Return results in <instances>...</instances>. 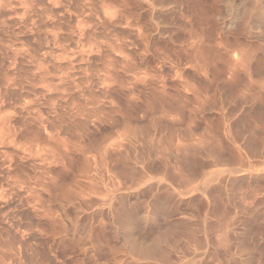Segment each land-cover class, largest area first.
<instances>
[{
  "label": "rangeland",
  "instance_id": "obj_1",
  "mask_svg": "<svg viewBox=\"0 0 264 264\" xmlns=\"http://www.w3.org/2000/svg\"><path fill=\"white\" fill-rule=\"evenodd\" d=\"M249 2L0 0V264H264Z\"/></svg>",
  "mask_w": 264,
  "mask_h": 264
},
{
  "label": "bare ground",
  "instance_id": "obj_2",
  "mask_svg": "<svg viewBox=\"0 0 264 264\" xmlns=\"http://www.w3.org/2000/svg\"><path fill=\"white\" fill-rule=\"evenodd\" d=\"M261 1V0H260ZM247 4V3H246ZM249 4V6H255L256 8H258L259 7V9H256V11L258 10V13H259V15H260V17L262 16V18H264V6H262V5H264V3L262 4V2H261V4H260V6H258L259 5V3H258V1H256V0H250V2L248 3ZM248 4L246 5V6H244V8H243V10H242V12H240V13H242L243 15H245L246 14V11L248 12V10H250L249 9V6H248ZM243 5V4H242ZM258 6V7H257ZM255 7L253 8V9H255ZM237 9H239V8H237ZM248 9V10H247ZM252 9V8H251ZM235 10V9H234ZM251 11H253V10H251ZM234 12V11H233ZM250 13V12H249ZM238 14V13H237ZM240 16V15H239ZM232 17V16H231ZM244 17H246V15L244 16ZM243 18V17H242ZM258 18V17H257ZM233 19V18H232ZM244 19V18H243ZM257 20V19H256ZM246 21H248L247 20V18H246ZM244 22V21H243ZM240 23V22H239ZM243 25V24H242ZM247 26V25H246ZM230 27V26H229ZM242 30H243V28H241ZM244 31V30H243ZM250 31V30H249ZM7 125V124H6ZM1 131V130H0ZM0 135H2V134H0ZM7 135V134H6ZM3 136V135H2ZM5 136V135H4ZM0 139H1V137H0ZM18 178V177H17ZM130 248H131V250H133V251H137V252H140V253H142V254H146V253H150V252H155V248L156 247H152L151 249H137V247H136V245L133 243V242H131L130 243Z\"/></svg>",
  "mask_w": 264,
  "mask_h": 264
}]
</instances>
